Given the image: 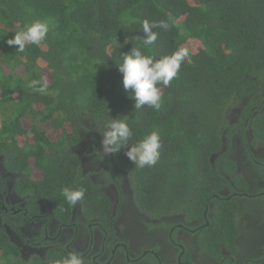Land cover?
Masks as SVG:
<instances>
[{"label":"trees","instance_id":"16d2710c","mask_svg":"<svg viewBox=\"0 0 264 264\" xmlns=\"http://www.w3.org/2000/svg\"><path fill=\"white\" fill-rule=\"evenodd\" d=\"M34 20L49 24L39 46L28 43L19 52L7 43ZM145 20L169 24L168 30L153 29L157 40L150 46L143 44ZM132 47L156 59L189 50L191 62L181 65L171 85H158L159 110L146 105L135 110L124 90L117 64ZM21 66L24 74L17 72ZM32 80L40 83L29 87ZM41 86H46L43 93L36 90ZM263 93L264 0H0V153L12 158L6 166L20 172L19 181L53 198L68 215L64 187L84 189L78 203L89 218L111 214L109 203L99 213L95 204L104 206L106 197L82 177L76 154L66 148L77 142L85 120L101 126L110 110L113 117L127 116L130 144L152 131L159 134L160 159L154 167L133 165L125 155L128 146L113 153L144 212L202 217L227 184L211 157L223 149L228 115L242 104L254 134L264 139V104H257ZM36 168L43 172L38 181L31 179ZM116 176L108 179L116 182ZM229 205L234 219V204ZM54 255L57 263L65 258L62 252ZM0 264H26L4 231Z\"/></svg>","mask_w":264,"mask_h":264},{"label":"flooded vegetation","instance_id":"af4514ba","mask_svg":"<svg viewBox=\"0 0 264 264\" xmlns=\"http://www.w3.org/2000/svg\"><path fill=\"white\" fill-rule=\"evenodd\" d=\"M258 103L264 104V93ZM245 115L242 104L228 115L223 149L211 157L227 184L202 217L187 213L153 217L144 212L128 175L117 167L113 154H103L100 124L85 120L77 129V142L66 148L76 154L82 177L106 197L104 206L94 203L99 213L109 203L111 214L89 218L77 202L69 205L68 215L53 198L35 194L28 183L19 181L20 172L6 166L12 158L0 153V231L26 264H63L57 263L55 252L64 257L77 252L86 264H264V139L254 134ZM37 170L38 180L43 179ZM108 174H117L116 182ZM230 201L234 219L229 215ZM222 231L230 238L220 235Z\"/></svg>","mask_w":264,"mask_h":264},{"label":"clouds","instance_id":"9594fccd","mask_svg":"<svg viewBox=\"0 0 264 264\" xmlns=\"http://www.w3.org/2000/svg\"><path fill=\"white\" fill-rule=\"evenodd\" d=\"M173 26H175L173 22ZM168 30L169 24L166 21L149 22L145 20L142 24L144 33L143 44L150 46L155 44L157 33L154 28ZM49 32L47 21L34 20L27 24L22 31L16 32L7 43L18 46L17 51L23 52L28 43L39 46ZM184 62H191L189 50L179 48L171 55H163L159 59L150 55H145L140 48L132 49L123 53L121 62L117 64L119 72L122 74L124 90L129 93L134 100L135 110L143 108L145 105L159 110L162 105V91L158 85L169 87L177 77L181 65ZM40 83L37 80L29 82V87H34ZM43 93L46 86L36 89ZM103 119L102 125L97 128L101 135V149L104 155L118 152L122 147L128 146L125 152L127 158L137 168L154 167L159 159L161 142L159 134L152 131L146 134L135 143H129L133 137V131L127 123V116L113 117L110 114ZM62 195L71 205H76L85 195L83 188L73 190L68 187L62 189ZM63 264H86V260L77 252H70L64 258Z\"/></svg>","mask_w":264,"mask_h":264},{"label":"rangeland","instance_id":"374dc122","mask_svg":"<svg viewBox=\"0 0 264 264\" xmlns=\"http://www.w3.org/2000/svg\"><path fill=\"white\" fill-rule=\"evenodd\" d=\"M192 50V49H191ZM24 69H23V67L21 66V67H19L18 69H17V72L19 73V74H24V71H23ZM6 71L8 72V70L6 69ZM42 76H43V79H44V81L45 82H49V80H48V75L46 74V73H44V72H42ZM61 135L59 134V136L58 137H60ZM31 162H33V160H31ZM40 174H38L37 172H36V175H33V178L35 179V180H38V179H40ZM221 206V203H218L217 205H216V208H218V207H220Z\"/></svg>","mask_w":264,"mask_h":264}]
</instances>
